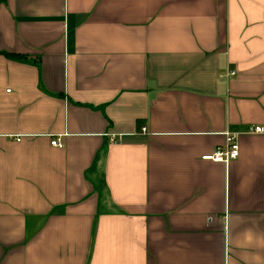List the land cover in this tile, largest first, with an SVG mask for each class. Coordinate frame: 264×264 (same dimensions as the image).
I'll return each mask as SVG.
<instances>
[{"label": "crops", "instance_id": "1", "mask_svg": "<svg viewBox=\"0 0 264 264\" xmlns=\"http://www.w3.org/2000/svg\"><path fill=\"white\" fill-rule=\"evenodd\" d=\"M0 264H264V0H0Z\"/></svg>", "mask_w": 264, "mask_h": 264}, {"label": "built area", "instance_id": "2", "mask_svg": "<svg viewBox=\"0 0 264 264\" xmlns=\"http://www.w3.org/2000/svg\"><path fill=\"white\" fill-rule=\"evenodd\" d=\"M229 74L232 75L233 72H230ZM144 130L145 129L142 128L140 132L144 133ZM262 132L263 129L257 126L250 127L246 131V133H254V134H259ZM223 137H224V145L221 147H215V149H213V151L210 154L202 156L201 157L202 160L226 164L237 157L238 146L235 139V135L228 132H224ZM18 140H19L18 138L15 139V141ZM114 140H115L114 135H111L109 138V142L113 143ZM49 144L53 147H57V148L61 147V143L57 138L51 139L49 141Z\"/></svg>", "mask_w": 264, "mask_h": 264}, {"label": "trees", "instance_id": "3", "mask_svg": "<svg viewBox=\"0 0 264 264\" xmlns=\"http://www.w3.org/2000/svg\"><path fill=\"white\" fill-rule=\"evenodd\" d=\"M4 56L8 57V58H13V59H22V57L18 56V55H12V54H8V53H2Z\"/></svg>", "mask_w": 264, "mask_h": 264}]
</instances>
